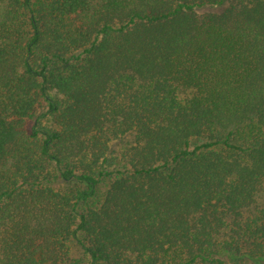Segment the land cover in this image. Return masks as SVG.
I'll use <instances>...</instances> for the list:
<instances>
[{"label":"trees","instance_id":"trees-1","mask_svg":"<svg viewBox=\"0 0 264 264\" xmlns=\"http://www.w3.org/2000/svg\"><path fill=\"white\" fill-rule=\"evenodd\" d=\"M0 264H264V0H0Z\"/></svg>","mask_w":264,"mask_h":264},{"label":"rangeland","instance_id":"rangeland-1","mask_svg":"<svg viewBox=\"0 0 264 264\" xmlns=\"http://www.w3.org/2000/svg\"><path fill=\"white\" fill-rule=\"evenodd\" d=\"M223 7L222 6H204L202 8H199L200 12H203V11H206V10H209V11H218V10H221ZM104 188V186H103ZM74 256L75 257H81V258H84L85 259V262L88 260L86 258V256L84 255L83 251L81 250V248H79L78 246H75L74 248Z\"/></svg>","mask_w":264,"mask_h":264}]
</instances>
